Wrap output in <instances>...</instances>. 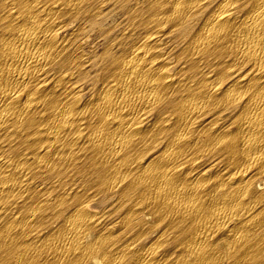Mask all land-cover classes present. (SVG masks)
<instances>
[{
  "label": "bare ground",
  "instance_id": "6f19581e",
  "mask_svg": "<svg viewBox=\"0 0 264 264\" xmlns=\"http://www.w3.org/2000/svg\"><path fill=\"white\" fill-rule=\"evenodd\" d=\"M108 1L0 0V264H264V0H116L89 87Z\"/></svg>",
  "mask_w": 264,
  "mask_h": 264
},
{
  "label": "rangeland",
  "instance_id": "374dc122",
  "mask_svg": "<svg viewBox=\"0 0 264 264\" xmlns=\"http://www.w3.org/2000/svg\"><path fill=\"white\" fill-rule=\"evenodd\" d=\"M146 2V0H130L129 11L131 9L144 7L147 4ZM120 4L121 3H119V1L117 3L116 0H109L103 6L100 5L99 10L101 12L103 10L102 15L100 16L98 22L93 24L91 28L89 27L88 21L84 24L81 23L83 20L79 21L81 26L86 27V31L82 33L84 35L86 34V42L81 44L80 49L83 53H85V58L90 60V64L87 66L88 68L85 67V70H87L89 75L92 76L86 84L84 83L85 86L95 82L93 81V76L96 74L97 70L96 62L98 59L104 57L106 49L114 47L111 46L113 44L123 43L124 39L122 37L124 34H128V31L131 29L132 25L130 13L127 8ZM116 47L117 46H115V48Z\"/></svg>",
  "mask_w": 264,
  "mask_h": 264
}]
</instances>
